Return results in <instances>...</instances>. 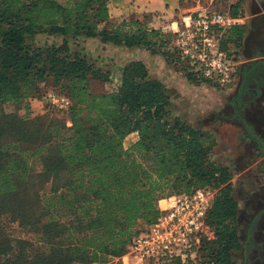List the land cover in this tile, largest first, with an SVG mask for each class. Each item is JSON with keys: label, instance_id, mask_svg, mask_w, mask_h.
Segmentation results:
<instances>
[{"label": "trees", "instance_id": "1", "mask_svg": "<svg viewBox=\"0 0 264 264\" xmlns=\"http://www.w3.org/2000/svg\"><path fill=\"white\" fill-rule=\"evenodd\" d=\"M110 1L0 0V264L112 262L155 222L160 199L207 187L216 190L206 216L214 238L204 235L197 258L187 263L175 257L153 264H238L239 202L229 169L210 160L212 135L169 121L171 95L142 60L124 66L117 89L96 93L91 80L108 75L68 45L67 38H100L186 65L173 33L132 15L115 23ZM241 1L231 8L234 16ZM37 34L64 42H29ZM243 34L244 23L227 30L222 48H237ZM49 88L67 95L70 109L45 103L33 115L29 103ZM134 132L138 138L127 147ZM5 214L25 237L5 235ZM28 242L39 245L33 253Z\"/></svg>", "mask_w": 264, "mask_h": 264}, {"label": "rangeland", "instance_id": "2", "mask_svg": "<svg viewBox=\"0 0 264 264\" xmlns=\"http://www.w3.org/2000/svg\"><path fill=\"white\" fill-rule=\"evenodd\" d=\"M179 2L183 8L173 9L170 14L168 13L169 16H166L168 14L162 2L151 5L146 1L140 2L132 12V16L145 18L151 27L157 29L164 27V31L170 32L171 23L175 20L180 21L183 14L197 13L213 6L214 9L225 10L228 6L226 2H215V0H180ZM239 11L241 15L238 16L245 18L244 34L241 44L233 50L239 56L241 61L239 68H241L252 60L264 59V51L259 50L254 43H251L252 41L250 42L254 34L250 33V21L254 18V11L249 7L248 0L241 1ZM66 40L73 53L77 52L85 56L94 68L108 75L107 81L91 80L90 84L94 92L102 93L117 89L121 83L119 78L124 66L133 60H142L149 70L150 77L162 81L171 95V107L167 113L169 121L173 123L176 119H181L212 135L215 145L211 150L210 160L229 169L232 194L240 207L238 225L243 246L235 252V259L238 264H264V215H262L264 172L258 169L264 157L256 155L254 144L248 141L243 133L232 130L238 129L237 127L232 129L228 127L227 103L236 86L214 81H197L188 74L189 69L183 62L167 60L163 55L154 54L143 47L116 46L105 43L100 38L78 37ZM29 42L42 46L47 44L60 46L64 38L37 34L31 37ZM43 101L44 103L34 100L33 103H29L33 115L44 111L42 107L47 101ZM11 108L15 106L12 105ZM21 112H24V109ZM51 113L57 114L55 111ZM137 138L136 132L130 134L125 140V145L129 147ZM212 190L215 196L216 190ZM166 204V201L162 202L163 206ZM2 228L5 235L11 239L26 236L19 222L10 214L2 216ZM204 235L209 239L214 238V232L210 226ZM25 246L27 253H33L34 248L39 245L37 242H28ZM115 261L116 259L101 264H114Z\"/></svg>", "mask_w": 264, "mask_h": 264}, {"label": "built area", "instance_id": "3", "mask_svg": "<svg viewBox=\"0 0 264 264\" xmlns=\"http://www.w3.org/2000/svg\"><path fill=\"white\" fill-rule=\"evenodd\" d=\"M226 2L225 10L214 6L197 13H186L169 26L174 43L189 71L199 80L231 84L235 81L240 59L235 50L222 48L223 34L238 24L242 16H234L231 8L239 0ZM67 112L70 98L49 88L40 102ZM46 103V104H47ZM167 200L163 207L161 201ZM214 199L212 188H199L193 193L170 195L159 200L160 213L155 222L136 233L126 251L115 262L122 264H153L180 257L183 263L196 259L202 237L209 228L206 216Z\"/></svg>", "mask_w": 264, "mask_h": 264}, {"label": "flooded vegetation", "instance_id": "4", "mask_svg": "<svg viewBox=\"0 0 264 264\" xmlns=\"http://www.w3.org/2000/svg\"><path fill=\"white\" fill-rule=\"evenodd\" d=\"M248 3L254 11L250 21V33L254 34L250 42L264 51V0H248ZM232 85L236 88L227 103L228 127H237L232 130L243 133L254 144L256 155L264 157V59L242 65ZM258 169L264 172V159Z\"/></svg>", "mask_w": 264, "mask_h": 264}, {"label": "crops", "instance_id": "5", "mask_svg": "<svg viewBox=\"0 0 264 264\" xmlns=\"http://www.w3.org/2000/svg\"><path fill=\"white\" fill-rule=\"evenodd\" d=\"M144 1H146L149 5L162 2L164 4V9L166 10L167 14H170L173 9L175 10L183 8L181 6V2H179L180 0H111L110 6L112 20L114 22H120L123 19H128L132 15L134 9L137 7V4ZM169 14L166 16H169ZM176 21L177 20H175L174 22ZM162 29L165 28L162 27Z\"/></svg>", "mask_w": 264, "mask_h": 264}, {"label": "bare ground", "instance_id": "6", "mask_svg": "<svg viewBox=\"0 0 264 264\" xmlns=\"http://www.w3.org/2000/svg\"><path fill=\"white\" fill-rule=\"evenodd\" d=\"M163 201H166V203H167V200L166 199H163L162 201H161V203L163 202ZM163 206V205H162ZM167 206V204L165 205V206H163V207H166Z\"/></svg>", "mask_w": 264, "mask_h": 264}]
</instances>
